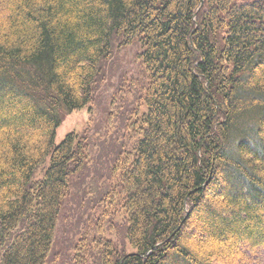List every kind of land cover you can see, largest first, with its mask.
<instances>
[{"label":"trees","instance_id":"trees-1","mask_svg":"<svg viewBox=\"0 0 264 264\" xmlns=\"http://www.w3.org/2000/svg\"><path fill=\"white\" fill-rule=\"evenodd\" d=\"M115 42L141 45L136 140L74 264H89L91 246L96 264H242L264 252V0H0V264L47 263L89 159L85 137L55 144L57 128L91 101ZM119 210L132 252L104 237Z\"/></svg>","mask_w":264,"mask_h":264},{"label":"rangeland","instance_id":"rangeland-1","mask_svg":"<svg viewBox=\"0 0 264 264\" xmlns=\"http://www.w3.org/2000/svg\"><path fill=\"white\" fill-rule=\"evenodd\" d=\"M140 50L139 42L124 46L115 42L111 56L103 61L104 76L95 83L91 101L81 109L65 112L57 128L55 144L71 132L85 137L89 159L85 168L72 177L71 191L61 205L46 264H74L76 246L83 234L88 233L89 244L98 235L95 224L104 211L100 198L113 184L111 171L119 152L131 149L136 140L132 137L130 117L139 105L137 97L146 79L137 57ZM48 163L49 158L34 173L32 181L42 179ZM126 219L120 210L115 215L108 214L103 219L104 237L114 241L122 252H132L125 233ZM90 251L88 263L96 264L100 251L96 246H91ZM246 258L242 264H264L262 250Z\"/></svg>","mask_w":264,"mask_h":264}]
</instances>
